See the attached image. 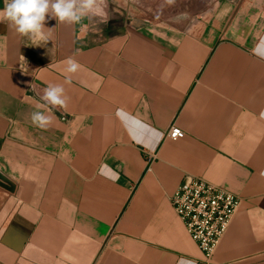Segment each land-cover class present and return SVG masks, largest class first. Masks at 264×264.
Here are the masks:
<instances>
[{
  "label": "crops",
  "instance_id": "1",
  "mask_svg": "<svg viewBox=\"0 0 264 264\" xmlns=\"http://www.w3.org/2000/svg\"><path fill=\"white\" fill-rule=\"evenodd\" d=\"M102 7L46 16L47 42L0 22V171L15 186L0 264H264V0L182 24H119ZM50 84L64 107L41 100ZM173 123L184 137H166ZM186 175L242 199L210 260L171 203Z\"/></svg>",
  "mask_w": 264,
  "mask_h": 264
},
{
  "label": "built area",
  "instance_id": "2",
  "mask_svg": "<svg viewBox=\"0 0 264 264\" xmlns=\"http://www.w3.org/2000/svg\"><path fill=\"white\" fill-rule=\"evenodd\" d=\"M184 130L173 123L166 137L179 139ZM151 157H156L155 154ZM242 199L203 177L186 175L171 195V203L187 231L210 260L227 233Z\"/></svg>",
  "mask_w": 264,
  "mask_h": 264
},
{
  "label": "clouds",
  "instance_id": "3",
  "mask_svg": "<svg viewBox=\"0 0 264 264\" xmlns=\"http://www.w3.org/2000/svg\"><path fill=\"white\" fill-rule=\"evenodd\" d=\"M102 5L106 6V0H5L4 8L0 9V22L15 26V31L21 36L37 37L47 42L44 31L46 16L56 18L59 23L76 24L85 17L106 18ZM66 64L67 73H75L80 68L72 58H68ZM70 80L68 77L67 82ZM64 92L62 85L50 84L43 90L41 100L53 107H64L67 103ZM31 122L44 129L51 123V117L37 111L31 114Z\"/></svg>",
  "mask_w": 264,
  "mask_h": 264
},
{
  "label": "rangeland",
  "instance_id": "4",
  "mask_svg": "<svg viewBox=\"0 0 264 264\" xmlns=\"http://www.w3.org/2000/svg\"><path fill=\"white\" fill-rule=\"evenodd\" d=\"M218 0H111L119 24L158 21L168 24H182L186 18H197L207 10L216 7ZM121 10V12H119ZM0 202L10 191L5 186L12 183L0 177Z\"/></svg>",
  "mask_w": 264,
  "mask_h": 264
},
{
  "label": "water",
  "instance_id": "5",
  "mask_svg": "<svg viewBox=\"0 0 264 264\" xmlns=\"http://www.w3.org/2000/svg\"><path fill=\"white\" fill-rule=\"evenodd\" d=\"M0 177L2 178V179H5V180H7L8 182H10V183H12L10 180H9V178H7L5 175H3V173L0 171ZM0 184H1V182H0ZM5 187H7L10 191H14V189H15V186H14V184L12 183L10 186H5Z\"/></svg>",
  "mask_w": 264,
  "mask_h": 264
}]
</instances>
